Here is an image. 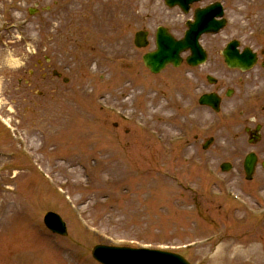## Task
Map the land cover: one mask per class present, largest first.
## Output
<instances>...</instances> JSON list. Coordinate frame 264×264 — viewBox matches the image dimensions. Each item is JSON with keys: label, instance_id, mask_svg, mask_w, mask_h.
<instances>
[{"label": "rangeland", "instance_id": "obj_1", "mask_svg": "<svg viewBox=\"0 0 264 264\" xmlns=\"http://www.w3.org/2000/svg\"><path fill=\"white\" fill-rule=\"evenodd\" d=\"M106 2L94 14L92 0L64 1L57 7L63 14L42 33L38 17L29 18L26 11L28 44L17 34L13 39L3 34L2 42L11 47L0 44V264H97L92 250L98 245L171 251L192 264H264V170L259 167L252 182L244 178L240 153L249 148L244 126L234 115L225 118V109L220 115L195 113L204 85L198 76L212 71V64L202 71L182 67L150 75L142 64L146 51L133 43L136 2ZM240 4L223 36L209 42L238 39L264 49V0ZM49 44L71 67L61 70L67 85L52 76L41 80V73L53 71L46 62L40 78L36 70L29 76L34 57L26 48ZM86 47L95 48L91 59L82 52ZM11 58L20 66H11ZM57 88L63 95H53ZM53 97L63 107L55 124L51 120L60 106ZM155 98L170 110L154 116V127L140 126L145 104ZM189 110L192 117L184 125ZM119 112L129 118L122 121ZM196 115L206 121L202 127ZM170 120L180 123L169 127ZM210 138L214 144L204 152ZM24 147L35 152L67 198L53 192ZM259 152L264 157V148ZM225 162L233 166L228 174L220 171ZM48 212L66 222V238L44 228ZM192 242L199 246L182 250Z\"/></svg>", "mask_w": 264, "mask_h": 264}, {"label": "water", "instance_id": "obj_2", "mask_svg": "<svg viewBox=\"0 0 264 264\" xmlns=\"http://www.w3.org/2000/svg\"><path fill=\"white\" fill-rule=\"evenodd\" d=\"M139 40V39H138ZM190 40L180 43L159 44V50L145 58L146 65L154 72L161 71L167 64L175 63L178 65V55L193 46L189 44ZM139 46V42H137ZM246 68L252 66L251 57L246 60ZM202 103H209L217 109L218 101L204 100ZM253 165L249 173L252 172ZM46 225L54 232L66 234V228L61 219L54 215L48 214L45 219ZM94 258L102 264H188L181 257L167 254L151 252L146 250H131L125 248H110L98 246L93 251Z\"/></svg>", "mask_w": 264, "mask_h": 264}, {"label": "flooded vegetation", "instance_id": "obj_3", "mask_svg": "<svg viewBox=\"0 0 264 264\" xmlns=\"http://www.w3.org/2000/svg\"><path fill=\"white\" fill-rule=\"evenodd\" d=\"M152 1H157L159 3V6L161 7L160 14L163 16H168V17L193 16L196 10L202 7H207L210 4V3H205V0H203L200 3L190 5L189 9H187L188 13L185 14L182 8L180 7L171 8L169 5L165 3V0H152ZM213 1H216V0H213Z\"/></svg>", "mask_w": 264, "mask_h": 264}, {"label": "bare ground", "instance_id": "obj_4", "mask_svg": "<svg viewBox=\"0 0 264 264\" xmlns=\"http://www.w3.org/2000/svg\"><path fill=\"white\" fill-rule=\"evenodd\" d=\"M12 65V64H11ZM13 66V65H12Z\"/></svg>", "mask_w": 264, "mask_h": 264}]
</instances>
